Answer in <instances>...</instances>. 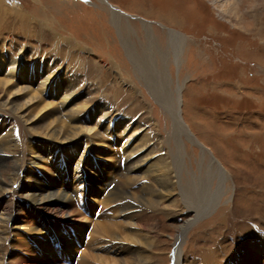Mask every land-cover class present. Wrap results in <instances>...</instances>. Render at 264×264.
I'll return each mask as SVG.
<instances>
[{"label":"rangeland","instance_id":"374dc122","mask_svg":"<svg viewBox=\"0 0 264 264\" xmlns=\"http://www.w3.org/2000/svg\"><path fill=\"white\" fill-rule=\"evenodd\" d=\"M3 1L0 51L6 57L26 55L28 65L58 60V68H70L72 77L76 73L72 92L78 102L89 103L92 113L85 120L103 133L91 152L106 172L112 171L114 186L127 184L123 164L119 171L127 133L118 126L112 133L105 130L106 121L138 124L155 151L168 152L165 156L176 161L172 176L179 186L201 184L213 173L209 189L218 191L217 199L206 196V208L197 217L175 189L170 195L165 190L156 217L145 219L148 230L142 233L157 243L153 264H172L183 229V264H206L217 252L220 264H227L242 254L246 234L264 231V0ZM16 13L28 20L22 22ZM138 58L163 77L159 92L164 99L175 98L182 87L181 116L191 138L175 132L172 115L137 65ZM136 144L142 142L131 140L130 146ZM179 152L180 159L175 157ZM60 164L48 166L60 169ZM101 169L98 174L105 178ZM33 170L49 174L42 167ZM144 184L155 187L144 178L130 189L144 194Z\"/></svg>","mask_w":264,"mask_h":264},{"label":"bare ground","instance_id":"6f19581e","mask_svg":"<svg viewBox=\"0 0 264 264\" xmlns=\"http://www.w3.org/2000/svg\"><path fill=\"white\" fill-rule=\"evenodd\" d=\"M3 2L0 0V6ZM112 12L118 16L116 8ZM22 14L16 16L23 22L28 17ZM56 37L57 41L61 38L55 34ZM3 52L0 51V264H153L157 243L142 233L148 230L145 219L156 217V204L166 197L165 190L170 195L175 189L197 217L206 208V196L208 201L217 199L218 191L209 189L213 173L201 184L188 182L179 186L172 176L176 161L165 156L168 152L164 155L159 148L155 151L150 135L140 134L138 124L130 120L106 121L105 130L114 132L118 126L127 133L122 145L126 156L119 167V171L125 167L127 184L122 188L114 186L108 174L112 171L106 172L108 168L91 152L96 143H101L103 133L85 120V115L92 113L89 103L78 102L72 92L76 73L72 77L70 68H58V60L52 65L46 60L44 64L41 60L28 65L26 55L6 57ZM136 62L145 70L156 94L162 96L159 85L163 77L149 68L148 61L138 58ZM181 88L175 98H159L172 115L175 132L191 138L181 116ZM55 100L61 102L57 105ZM131 140L141 141L142 145L130 146ZM180 154L175 157L180 159ZM115 155L114 152L112 156ZM60 162V169L48 166ZM37 167L45 168L49 174L38 175L33 170ZM96 168L107 178H101ZM144 178L152 179L155 187L144 184V194L133 192L130 188ZM116 203L117 208L112 205ZM61 224L69 225L73 231H62ZM186 232L183 229L176 237L172 264H183L181 251ZM24 233L31 239L26 240ZM247 236L244 252L227 264H260V258L264 260V231L250 230ZM218 254L205 260L206 264H220Z\"/></svg>","mask_w":264,"mask_h":264}]
</instances>
